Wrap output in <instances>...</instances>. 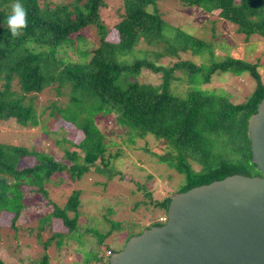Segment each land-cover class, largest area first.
<instances>
[{
    "label": "trees",
    "instance_id": "trees-1",
    "mask_svg": "<svg viewBox=\"0 0 264 264\" xmlns=\"http://www.w3.org/2000/svg\"><path fill=\"white\" fill-rule=\"evenodd\" d=\"M158 1L122 0L121 8L114 13L117 40H109L108 29L99 18L104 0H74L71 6L19 0L27 11V27L17 38L11 36L6 24L15 0H0V120L33 129L43 114V110L36 111L37 97L53 89L57 95H66L67 102L62 107L52 102L49 116L60 119L66 136L70 127L82 136L76 143L72 137L55 141L60 148L64 142H71V149L62 147V159L0 143V213L13 211L11 227L22 207L24 188L36 187L46 195L43 184L57 172L65 171L72 181H77L92 167L97 170V159L103 165L111 162L113 155L104 159L109 144L97 128L98 117L113 116L114 124L125 131L130 144L148 136L161 142L165 149L153 156L184 176L178 193L234 174L259 175L249 160L246 128L248 118L264 98L256 64L227 57L201 69L191 62L163 67L137 58L134 50L142 41L163 39L166 53L171 55L180 50L205 49L203 41L178 30L172 31V38H162L165 28ZM175 1L206 13L217 11L246 39H264V0ZM87 28H93L98 39L91 40L88 47L81 35ZM66 47L71 50L66 52ZM75 52L79 54L72 59ZM142 69L160 74V86L139 83L135 78ZM176 70L189 77L190 88L185 96L170 92ZM215 73L237 77L246 73L256 81V88L248 99L233 104L224 91L201 88L210 83ZM22 161L26 165L21 166ZM105 175L111 178L113 174ZM79 196L80 191H73L62 207L51 203L50 219L66 227L67 232L77 226ZM168 201L169 197L156 203V208L165 212ZM48 242H42L44 249ZM0 264L4 263L0 260ZM37 264H47V256L43 254Z\"/></svg>",
    "mask_w": 264,
    "mask_h": 264
},
{
    "label": "rangeland",
    "instance_id": "rangeland-1",
    "mask_svg": "<svg viewBox=\"0 0 264 264\" xmlns=\"http://www.w3.org/2000/svg\"><path fill=\"white\" fill-rule=\"evenodd\" d=\"M41 1L69 6L74 4V0ZM104 3L99 10V18L108 29L106 39L117 40L113 28L117 14L114 13L123 2L104 0ZM157 8L164 22L165 35L162 38L170 39L172 31L178 30L203 41L205 49L201 52L180 50L171 55L166 53L167 45L162 42L163 39L153 43L142 41L134 50L137 58H146L163 67L191 62L201 69L223 58H233L255 63L264 85V39L258 36L246 39L235 31L232 24L221 19L217 11L206 13L198 7L182 6L175 0H160ZM81 35L87 47L91 40H98L93 28H87ZM65 49L67 52L68 47ZM78 52L73 53L71 58L74 59ZM157 54L160 57L156 59ZM173 76L176 79L171 81L170 92L178 97L185 96L190 88L189 77L177 70ZM135 79L153 86H160L161 81L160 74L145 69ZM209 82L201 88L222 90L237 105L248 99L256 88V81L246 73L238 77L215 73ZM36 101L37 113L43 110L38 125L33 129L22 128L12 120H0V143L43 151L52 154L55 159H62V147L71 149V142H64L60 148L55 141L72 137L73 143H76L82 138L71 127L66 136V132L61 130L60 119L49 116V105L56 102L57 106L62 107L67 102V96L57 95L50 89L38 95ZM95 120L98 130L103 132L109 144L104 159L109 155H113V159L109 158L111 162L108 165L101 164L97 159L94 164L97 170L92 167L77 181H72L65 171L57 172L49 182L43 184L46 195L36 187L24 188L26 195L13 221L14 227L10 226L13 211L0 213V260L4 264H37L43 254L47 256V264H107V251L111 254L120 251L130 238L154 226L157 218L165 215L155 204L178 193L184 176L156 161L153 154L162 153L164 146L149 136L130 144L125 131L114 124L113 116ZM20 165L26 164L22 161ZM105 174L113 175L109 178ZM77 190L80 191L77 226L67 232L66 227L54 224L50 219L51 203L62 207L67 197ZM47 240L49 244L44 249L42 242Z\"/></svg>",
    "mask_w": 264,
    "mask_h": 264
},
{
    "label": "water",
    "instance_id": "water-1",
    "mask_svg": "<svg viewBox=\"0 0 264 264\" xmlns=\"http://www.w3.org/2000/svg\"><path fill=\"white\" fill-rule=\"evenodd\" d=\"M246 128L259 175L169 196L165 223L130 238L107 264H264V98Z\"/></svg>",
    "mask_w": 264,
    "mask_h": 264
},
{
    "label": "clouds",
    "instance_id": "clouds-1",
    "mask_svg": "<svg viewBox=\"0 0 264 264\" xmlns=\"http://www.w3.org/2000/svg\"><path fill=\"white\" fill-rule=\"evenodd\" d=\"M6 24L13 38L19 37L27 27V11L19 0L11 4V14L7 17Z\"/></svg>",
    "mask_w": 264,
    "mask_h": 264
},
{
    "label": "built area",
    "instance_id": "built-area-1",
    "mask_svg": "<svg viewBox=\"0 0 264 264\" xmlns=\"http://www.w3.org/2000/svg\"><path fill=\"white\" fill-rule=\"evenodd\" d=\"M165 220H166L165 215H160V216L157 218L156 222L159 223V224H164V223H165ZM106 255H107V256H110L111 253L107 251V252H106Z\"/></svg>",
    "mask_w": 264,
    "mask_h": 264
}]
</instances>
